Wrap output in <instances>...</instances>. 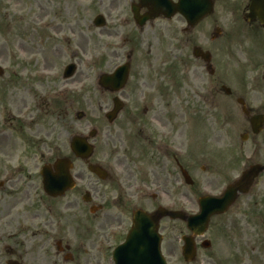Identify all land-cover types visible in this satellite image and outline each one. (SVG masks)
I'll return each mask as SVG.
<instances>
[{
    "label": "rangeland",
    "instance_id": "obj_1",
    "mask_svg": "<svg viewBox=\"0 0 264 264\" xmlns=\"http://www.w3.org/2000/svg\"><path fill=\"white\" fill-rule=\"evenodd\" d=\"M77 4L80 6L76 7ZM116 7L113 0H0V66L5 72L0 78V136L6 133L10 137L0 139V163L11 157L17 164L28 162L31 167L53 163L57 158L68 156L69 140L73 135H87L96 128L99 135L94 141L92 161L107 168L104 116L112 104V95L98 85L100 75L112 73L129 56L132 68L147 64L165 67L163 60L168 63L172 60L171 50L176 51L177 57L173 63L180 66L178 61L187 60L195 43L203 50L209 49L216 59L222 56L218 49L220 41L214 45L211 38L217 28L225 32L231 24L227 16L222 23L223 10L219 7L191 34L183 32L186 24L179 19L170 25H148L140 30L131 17H128L130 21L125 20L127 16L122 15L125 12ZM101 14L107 21L106 26L96 28L93 21ZM246 34L250 32L245 33L239 25L234 26L237 47L242 42L245 50L239 56L235 54L227 65L222 64L225 72H236L254 55L260 54L259 49L255 51L251 43L246 42ZM204 36L208 44L205 40L203 47ZM227 42L224 40L225 44ZM245 53L252 57L246 54L249 57L244 59ZM70 64H75L77 70L73 78L66 80L64 70ZM225 106L231 114L232 110L234 114L240 112L234 101H228ZM81 112L86 117L78 120L77 115ZM248 127L249 123L241 120L211 122L205 129L207 145L202 150L198 146L193 149L198 152L197 165L191 171L195 186L190 190L180 184L173 190L168 188L171 194L157 203L162 207L167 203L175 204L172 205L175 209L196 213L199 198L220 195L247 168L264 164V132L258 138L250 136L244 142L241 136L249 132ZM13 129L17 131L15 154L10 136ZM19 135L24 137L25 145L20 146ZM76 167L79 170L82 163L76 162ZM96 180L79 181L78 189L63 201L76 197L81 206L77 210L85 211L81 198L86 193L91 194L97 204L120 194L110 182L96 183ZM91 184L98 186L97 192ZM185 191L190 193L188 199L181 197ZM129 205L131 208L142 207L135 201ZM225 219L230 223L222 227L226 233L219 230V218L212 221L207 237L212 247L207 251L199 250L197 264H213L205 261L210 256L216 264H234L246 250L252 253L250 264H264V175ZM161 226L162 233L169 237L167 242L176 243L172 256L168 255L169 245L165 249L164 244L163 251L169 264H184L180 243L181 236L186 233L183 224L164 222ZM248 242L251 247H246ZM228 254L232 257L227 261L223 257Z\"/></svg>",
    "mask_w": 264,
    "mask_h": 264
},
{
    "label": "flooded vegetation",
    "instance_id": "obj_2",
    "mask_svg": "<svg viewBox=\"0 0 264 264\" xmlns=\"http://www.w3.org/2000/svg\"><path fill=\"white\" fill-rule=\"evenodd\" d=\"M113 1L117 10L128 12L126 15L133 22V10L140 16L150 13L140 0ZM170 1L173 6L178 2ZM211 2L214 8L223 10L222 23L227 16L231 24L226 29L229 32L217 29L211 40L214 45L220 41L221 57L216 59L213 54L211 61L206 62L193 52L200 47L195 43L187 60H179L180 66H177L173 63L177 59L176 51L171 50L172 60L169 63L163 60L169 66H130L125 88L112 94L107 112L113 110L116 97L121 100L122 109L113 120H106L107 182L120 192L119 195L110 198L112 200L104 199L100 204L87 205L95 209L88 215L77 210L80 202L76 197L61 201L69 195L48 196L43 190L38 166L20 163L8 170L6 166L13 163L0 164V168L10 174L0 179V264H114V252L126 242L132 229L134 212L129 210L130 202H140L143 211L154 213L160 208L159 196L150 193L151 190L165 197L171 194L168 188L173 190L177 184L188 186L186 177H191L198 158V152L193 149L198 146L202 150L207 145L205 129L211 122L242 120L249 123L252 117L264 115V0ZM178 19L185 22L180 15L167 19L159 14L147 26L170 25ZM235 25L245 33L250 32L245 35L246 42L251 43L255 51L259 49L260 54L253 57L250 53L243 54L244 59L249 57L246 54L253 59L245 67L229 73L224 71L222 64L227 65L235 54L239 56L245 50L242 42L237 47ZM196 28L188 27L183 31L191 34ZM205 40L208 44L204 36L202 46ZM224 40H228L227 44ZM228 101L235 102L239 114L232 110V115L225 110ZM83 167L87 168L86 164L82 163L77 171L76 167L73 169L75 180L92 179ZM91 186L94 192L98 191L96 184ZM181 197L187 199L189 195L185 191ZM221 220L219 230L228 222ZM168 240L169 237H163L165 249L169 245L168 255L172 256L176 243H168ZM246 247H251L250 242ZM230 257L232 254L223 258L228 261ZM251 260L252 253L246 250L236 261L250 264Z\"/></svg>",
    "mask_w": 264,
    "mask_h": 264
},
{
    "label": "water",
    "instance_id": "obj_3",
    "mask_svg": "<svg viewBox=\"0 0 264 264\" xmlns=\"http://www.w3.org/2000/svg\"><path fill=\"white\" fill-rule=\"evenodd\" d=\"M181 8L179 11L191 20L192 24L197 23L200 19L205 17L211 12L210 2L207 0H181ZM189 1L192 2L190 8H186L189 5ZM157 2V3H156ZM143 3L151 5L152 10L165 11L169 13L173 9L165 8L163 5H158L161 2L158 0H143ZM198 4L201 6L199 7ZM203 6V7H202ZM178 10V9H176ZM103 22L101 18L96 20V25L100 26ZM75 71L73 66L69 67L66 71V76L70 77ZM127 77V67H123L117 71V73L111 78L103 76L101 84L104 87L110 86L113 90L120 89L124 85ZM82 117V114H80ZM94 133L91 134V137ZM72 151L77 157L88 159L92 155V147L88 145L86 139L76 137L71 142ZM72 164L64 159L57 162V175L52 177L50 174L46 176L48 192L54 194H63L66 190L72 189L74 184L70 176V168ZM264 171V167H253L244 177L229 187L225 196L221 199L204 198L201 200L202 213L199 216L188 219V226L191 231L198 234H203L210 220V217L216 214H221L227 211V209L236 201L239 193H245L251 186L252 180L256 178L260 172ZM164 216H170L172 219H185L180 213H172L164 210H160L156 217L148 218L143 215H138L136 218L135 226L132 232V239L124 246L129 249V254H126L119 250L116 255L117 264H164L161 262L159 254V240L156 239L155 245L151 246V243L146 239L149 236L156 238L158 230V223ZM123 247V248H124ZM194 253V247L187 241V250H185L186 259L192 260Z\"/></svg>",
    "mask_w": 264,
    "mask_h": 264
}]
</instances>
